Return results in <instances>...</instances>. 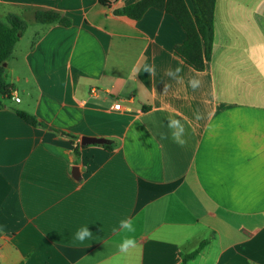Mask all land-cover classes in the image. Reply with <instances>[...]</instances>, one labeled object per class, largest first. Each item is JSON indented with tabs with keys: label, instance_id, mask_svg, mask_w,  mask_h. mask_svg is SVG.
Here are the masks:
<instances>
[{
	"label": "crops",
	"instance_id": "1",
	"mask_svg": "<svg viewBox=\"0 0 264 264\" xmlns=\"http://www.w3.org/2000/svg\"><path fill=\"white\" fill-rule=\"evenodd\" d=\"M106 1L0 0L2 20L28 22L7 63L19 106L0 109V264H182L204 242L187 264H264V0H217L201 72L175 54L186 34L172 15L134 20L115 11L140 0ZM41 9L71 26L38 24ZM177 67L182 83L166 75ZM177 113L184 147L160 138ZM125 218L136 231L117 235ZM82 226L92 239L74 246ZM123 235L137 247L120 253Z\"/></svg>",
	"mask_w": 264,
	"mask_h": 264
},
{
	"label": "trees",
	"instance_id": "2",
	"mask_svg": "<svg viewBox=\"0 0 264 264\" xmlns=\"http://www.w3.org/2000/svg\"><path fill=\"white\" fill-rule=\"evenodd\" d=\"M194 12L191 13L185 0H140L134 4L115 11L118 16H127L134 20H140L152 8L160 9L172 15L181 25L186 34L182 45L175 48V54L196 71H204L206 63L211 61L215 42V9L217 0H191ZM105 6L110 2L101 0ZM35 19L41 25L59 24L65 27L71 26L70 19L62 16L54 10H37ZM28 28V22L21 17L9 14L6 20L0 18V109L4 108V101L11 99L10 89L7 85L5 74L7 64L15 51L16 44L20 41ZM18 116L26 123L33 126L46 127L39 123L38 119L26 112L16 110ZM74 141L75 138L71 137ZM79 145L75 148L78 155ZM105 148L111 150L108 145ZM204 242L196 251L185 255L182 264L196 259L204 248Z\"/></svg>",
	"mask_w": 264,
	"mask_h": 264
},
{
	"label": "clouds",
	"instance_id": "3",
	"mask_svg": "<svg viewBox=\"0 0 264 264\" xmlns=\"http://www.w3.org/2000/svg\"><path fill=\"white\" fill-rule=\"evenodd\" d=\"M144 72L148 73L149 76L155 75L156 68L155 65H144ZM182 69L177 67L175 69L169 68L166 72V75L177 82H183V78L180 76ZM138 75V68L134 66L131 69V76ZM199 73H197V76ZM130 76V78H131ZM202 81L198 79L196 76H193L188 81L189 86L196 90L201 86ZM19 102V101H18ZM174 111V110H173ZM179 114H169L167 116V132H161L160 138L162 140L169 139L176 143L180 147H184L187 143L185 139V123L182 122L181 118H176ZM196 120L203 119V116L200 113H196ZM136 228L134 226V221L131 218H125L119 221L118 228H114L113 232L117 235L126 234V233H135ZM92 232L89 230L88 226H82L77 229V231L73 234L71 243L74 246L83 244L86 240L92 239ZM137 247V241L134 236L123 235L120 243L118 244V249L120 253H127L130 249ZM87 259V257H84Z\"/></svg>",
	"mask_w": 264,
	"mask_h": 264
},
{
	"label": "water",
	"instance_id": "4",
	"mask_svg": "<svg viewBox=\"0 0 264 264\" xmlns=\"http://www.w3.org/2000/svg\"><path fill=\"white\" fill-rule=\"evenodd\" d=\"M8 64H5V67H7ZM8 74H5V77L7 78ZM107 140L105 139H101V138H94V137H84L81 140V144L83 146H88V145H103L106 144ZM73 175L75 176V178H80V172H79V167H74L73 168Z\"/></svg>",
	"mask_w": 264,
	"mask_h": 264
},
{
	"label": "built area",
	"instance_id": "5",
	"mask_svg": "<svg viewBox=\"0 0 264 264\" xmlns=\"http://www.w3.org/2000/svg\"><path fill=\"white\" fill-rule=\"evenodd\" d=\"M97 92H98L97 89H92V90L90 91V96H94V95H96ZM15 100H16L17 102L20 101V99H19L18 97H16ZM114 109H115V110H122V104H121L120 102H118L117 104H115Z\"/></svg>",
	"mask_w": 264,
	"mask_h": 264
},
{
	"label": "rangeland",
	"instance_id": "6",
	"mask_svg": "<svg viewBox=\"0 0 264 264\" xmlns=\"http://www.w3.org/2000/svg\"><path fill=\"white\" fill-rule=\"evenodd\" d=\"M8 81H9V82L12 81L11 76H10V78L8 79ZM6 101L9 102V103L15 104L16 106H19V105L16 104L15 102H11L10 99H9V100H6ZM20 106H21V105H20Z\"/></svg>",
	"mask_w": 264,
	"mask_h": 264
}]
</instances>
